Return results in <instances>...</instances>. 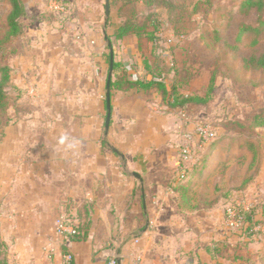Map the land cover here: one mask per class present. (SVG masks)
<instances>
[{"label": "crops", "instance_id": "crops-1", "mask_svg": "<svg viewBox=\"0 0 264 264\" xmlns=\"http://www.w3.org/2000/svg\"><path fill=\"white\" fill-rule=\"evenodd\" d=\"M96 21L94 16L87 22L92 27L83 24L85 37L73 43L75 52L60 55L56 73L53 61L31 71V88L46 95L45 103L32 105L33 114L24 121L28 133H21L17 123L15 136L0 146V236L10 264H104L112 254H118L120 264H210L199 250L219 238L222 213L180 207L175 169H136L139 159L164 165L181 131L192 124L178 120L176 109L162 104L152 89H114L108 138L120 150L115 153L123 169L107 165L112 155L99 154L108 62ZM109 23L108 15L106 31ZM140 44L133 37L112 41L118 65L111 80L153 75L152 45L161 49L163 42ZM159 66L160 81L170 88ZM37 73L39 84L33 78ZM12 143L23 153L9 155ZM61 220L79 225L75 239L57 232Z\"/></svg>", "mask_w": 264, "mask_h": 264}, {"label": "rangeland", "instance_id": "rangeland-1", "mask_svg": "<svg viewBox=\"0 0 264 264\" xmlns=\"http://www.w3.org/2000/svg\"><path fill=\"white\" fill-rule=\"evenodd\" d=\"M171 1L173 5L168 10L155 7L153 0H108L110 23L105 32L112 51V41L123 37L137 38L139 45L141 40L148 44L158 39L163 43L166 38L171 40L172 56L169 60L161 58L160 46L151 44L152 59L157 66L153 72L161 76L159 65H162L169 86H175L185 95L205 96L208 100L205 105L176 109V117L185 120L186 124L208 123L214 132L208 143H201L196 138L190 143L194 163L190 166L192 170L188 178L176 187L179 205L187 210L218 209L222 213V223L218 227L219 243L216 245L220 260L226 262L218 264H264V125L249 124L253 115L264 119V68L256 70L252 62L247 63L251 66L247 69L244 64V59L249 56L264 54V0H251L248 5L242 4L246 0H236L240 1V6L233 17L220 13L219 3L229 0ZM21 2L23 15L19 18V31L10 35L7 24L10 2L0 0V67L7 65L10 71V81L5 86V108H0L1 147L4 141L9 144V135L15 136V124H20L17 128L21 133H28L24 121L33 114L32 105L45 103L46 95L31 88V71L39 72L41 63L53 61L52 70L56 73L60 55L75 52L74 47L78 46L73 43L85 37V31L80 28L86 29L84 23L92 27V23L87 22L94 16L97 19L94 29L99 42L105 44L104 59L109 62L108 46L102 33L104 0ZM213 9L217 11L213 13ZM228 11L231 13L234 9ZM227 20L231 25L227 26ZM124 21L130 31L118 38L119 27H116ZM221 21L223 25L218 26ZM245 24L254 30H240L241 45L232 49L223 44L225 39L234 42L238 30ZM148 32L152 41L147 39ZM216 37L221 41H215ZM53 76L56 79V74ZM33 78L39 84L41 77ZM104 120L105 117L98 129L99 154L112 155L114 161L107 165L123 169V160L112 150L120 151L114 138H108V134L103 136ZM178 132L179 129L176 134ZM18 148L12 143L13 150L9 155L19 153ZM175 148L169 150L164 165L157 166L155 162L149 165L148 160L142 162L139 159L136 169H175L173 160L178 147ZM209 202L216 206L204 208ZM249 208L254 209L258 222L251 230L245 231L242 218L229 219L228 209L241 214ZM227 220L231 221L230 224ZM6 250L9 255L7 246Z\"/></svg>", "mask_w": 264, "mask_h": 264}, {"label": "trees", "instance_id": "trees-1", "mask_svg": "<svg viewBox=\"0 0 264 264\" xmlns=\"http://www.w3.org/2000/svg\"><path fill=\"white\" fill-rule=\"evenodd\" d=\"M153 1H154L153 4L155 5V7L165 8L168 10L171 9L173 5L172 4L173 2L171 0H153ZM9 2H10V11L7 15V24L9 27L10 35H16L19 31V18L23 15V4L21 0H9ZM250 2L251 0H246L242 4L248 5L250 4ZM219 6L222 9L220 12L221 14L226 13L228 17H233L234 14L238 13L237 8H239L240 6V1L229 0L225 3H219ZM215 7H217V5ZM231 8L232 10L234 9V11H231V13H229L228 10L229 9L231 10ZM212 11L214 13L217 10L213 9ZM226 24L227 26L231 25L229 24V20H227ZM221 25H223L222 21L218 23V26H221ZM249 29H253V27L245 24L242 27V29L240 28L238 30V33L235 35L234 42L229 43L225 39L223 41V44L232 49H235L237 45L239 44L241 45L242 43V40H241L242 38L240 36V30L246 31ZM117 30L118 31H117L116 37L119 38L127 34L130 31V28L128 26V23L124 21L122 22L121 26H119ZM258 30L259 29H257L256 32ZM136 34H139V31H136ZM146 36L148 40L152 41L151 33L148 32ZM215 41L220 42L221 40L219 37H216ZM247 63H252L251 65L256 70H258V68L263 69L264 68V54H261L258 56L251 55L246 60L244 59V64L246 68L249 69L251 68V66L247 65ZM117 65H118V62L114 61L113 71L115 70ZM161 73L163 72L160 71V74ZM155 77H158V75L154 73L153 75H151L150 78L144 77L141 79L140 78L131 79L126 75H115V78L112 79L110 82V95H111V91L114 89L121 90V91H127V90L134 89V88H141L143 90H150L153 88L156 91V93L159 94L161 103L165 104L171 109H182V108L187 107L188 105H205L208 101L207 98L202 95L182 94L181 92H179V90L175 86H171L170 88H167L163 81L156 80ZM9 81H10V71L8 70V66L7 65L1 66L0 67V108L1 109L5 108V104H6L5 86ZM249 124L250 126H261V125H264V119H260L257 117V115H253L250 119ZM191 170L192 169L190 167L189 170L186 172V174L184 176L178 177V180L176 181H178L179 183L184 181L186 178H188V175L190 174ZM198 171H201V169H199ZM179 204H181L180 201H179ZM215 206L216 204L214 202L213 203L209 202V203H206L204 208H210V207L212 208ZM239 215H241L242 222H243L242 228H244L245 231L249 229L251 230L255 226L256 222H258L254 209L252 208L241 211V214ZM73 228L76 231L75 234L67 235V237L75 239L79 235L80 227L79 225H76V226H73ZM217 243H219V241L214 240L210 245H207L199 250V251H202L207 256H209L210 261H211L210 264H218V262H222V263L226 262V261L220 260L219 251H218L219 249H218V246L216 245ZM6 246L7 245L5 241L0 236V264H10L9 255L7 254ZM198 258H199V262L201 263L199 253H198Z\"/></svg>", "mask_w": 264, "mask_h": 264}, {"label": "built area", "instance_id": "built-area-1", "mask_svg": "<svg viewBox=\"0 0 264 264\" xmlns=\"http://www.w3.org/2000/svg\"><path fill=\"white\" fill-rule=\"evenodd\" d=\"M157 40L156 43L158 44ZM171 40L168 38L165 39L162 48L160 49V56L163 60H169L172 56V50H171ZM156 80H162V76L155 77ZM214 136L213 129L208 123H192V126L190 129H185L181 131L179 138L180 141L177 145L178 147V154L177 158L175 160V174L173 179L178 180V177L184 176L186 172L189 170L190 166L194 163V153H192L190 148V143L193 140V138H196L201 143H208ZM228 217L234 218L239 217V213L236 212V214L228 209ZM239 218L237 219L238 222H240ZM230 220H227V223L230 224ZM56 230L58 233L63 235H74L75 229L73 226L68 225L65 220H61L57 223ZM117 254L110 255L104 264H117ZM66 259H70V256H66Z\"/></svg>", "mask_w": 264, "mask_h": 264}, {"label": "water", "instance_id": "water-1", "mask_svg": "<svg viewBox=\"0 0 264 264\" xmlns=\"http://www.w3.org/2000/svg\"><path fill=\"white\" fill-rule=\"evenodd\" d=\"M104 8H105V17L103 21V28L102 33L104 35V39L106 41V45L108 46V52H109V62H108V73L106 76V83H105V120H104V133L103 136L106 137L109 130L110 125V119H111V97H110V82H111V76H112V70H113V51L111 47L110 40L105 32L106 23L109 15V6H108V0H104ZM114 152H118L115 148H112ZM134 177H136L140 183H142V179L140 175L136 172L133 173ZM118 255V254H117ZM117 264H120V258L117 257Z\"/></svg>", "mask_w": 264, "mask_h": 264}]
</instances>
